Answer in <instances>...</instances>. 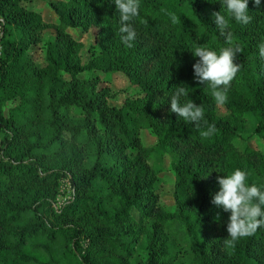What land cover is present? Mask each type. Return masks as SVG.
I'll return each instance as SVG.
<instances>
[{
    "label": "trees",
    "instance_id": "trees-1",
    "mask_svg": "<svg viewBox=\"0 0 264 264\" xmlns=\"http://www.w3.org/2000/svg\"><path fill=\"white\" fill-rule=\"evenodd\" d=\"M34 2H46L54 20ZM140 5L129 48L114 0H0V264H130L143 236L142 264H264V227L227 247L230 213L211 203L217 176L236 168L249 184H264V149L250 145H264V0L259 8L249 0L247 25L230 21L241 68L224 105L196 81L199 58L191 52L226 46L212 16L223 11L220 0ZM94 8L115 26L112 61L99 33L88 61L80 57L74 33L96 24ZM99 73L125 75L136 89L113 106L121 93L111 94ZM178 86L204 107L214 135L202 137L207 125L198 129L170 111ZM247 115L255 128L238 155L233 141L242 138ZM143 131L153 144H143ZM156 157L169 159L172 211L157 192L161 169L148 164ZM64 182L69 198L59 206Z\"/></svg>",
    "mask_w": 264,
    "mask_h": 264
},
{
    "label": "clouds",
    "instance_id": "clouds-1",
    "mask_svg": "<svg viewBox=\"0 0 264 264\" xmlns=\"http://www.w3.org/2000/svg\"><path fill=\"white\" fill-rule=\"evenodd\" d=\"M114 3L120 14V40L126 47L131 48L137 37L133 22L140 15V0H114ZM220 3L223 11L213 12L212 16L219 34L225 37L226 46L217 51L200 45L191 52L199 58L193 65L196 81L207 86L217 105H224L228 100L231 82L241 68L237 63V55L241 49L234 41L230 21L247 25L252 17L249 15V0H220ZM253 3L257 8L261 7V0H253ZM171 19L173 23L178 22L175 14H171ZM259 51L264 58V43L259 45ZM169 100L170 111L178 117L194 123L198 129L201 122L207 125L200 133L202 137L208 138L216 133V126L204 119V107L189 98L188 88L178 86ZM248 179L249 174L240 168L230 174L217 176L219 191L214 194L211 203L230 213L227 222L228 235L224 239L227 247H235L239 239L251 236L264 227V184H249Z\"/></svg>",
    "mask_w": 264,
    "mask_h": 264
},
{
    "label": "rangeland",
    "instance_id": "rangeland-1",
    "mask_svg": "<svg viewBox=\"0 0 264 264\" xmlns=\"http://www.w3.org/2000/svg\"><path fill=\"white\" fill-rule=\"evenodd\" d=\"M36 8L41 9V13L43 14V18L48 21H53L54 17L49 11V8L46 4V2H34V6ZM94 14L96 19V24L89 28L88 32L84 35L81 34L80 31H76L74 33L75 37H79L82 43V49L80 51V57L82 61L85 63L89 59V47L91 45L96 44L97 42V34L99 33L102 35L106 41V46L104 47L105 52L107 53V56L109 60H114L116 58V55L118 54V47L117 45H112L115 43L116 38V29L114 24L106 17L104 11L102 9L94 8ZM38 11V10H36ZM51 32L49 30L45 31L43 34V38L46 40L50 37ZM110 45V46H109ZM32 55L35 57L36 60H38V64L42 65V58L39 52H34ZM100 80L102 81L101 84L103 86H107L108 90L111 94H115L118 92L121 94H118L114 98L110 99V104L113 106H120L123 102V99L125 97V93H132L136 88L133 87L130 84V80L127 76L122 74H113V75H105L103 73H99ZM71 116L73 118H80V115L76 109H72ZM245 124V130L243 133L242 138L235 139L233 141V146L235 147L236 153L238 155H241L245 143L244 138L252 134L254 128H255V122L251 115L245 116L244 120ZM154 137L150 135L149 132L143 131L141 133V140L143 144H153L154 143ZM253 148H261L264 149V145L261 141H252L250 144ZM148 164L155 170L158 168L161 169V176L163 178V182L159 183L157 192L159 193V196L161 198V202L163 207L166 211H172L173 210V202H172V194H173V174L170 171L169 167V159L164 158L163 160H160L158 157L153 158L148 161ZM69 198V186L68 183L64 182L59 187V194H58V205H62L64 202H66ZM146 250V238L143 236L140 240V243L134 247V256L131 259L130 264H142L146 258L145 254Z\"/></svg>",
    "mask_w": 264,
    "mask_h": 264
}]
</instances>
